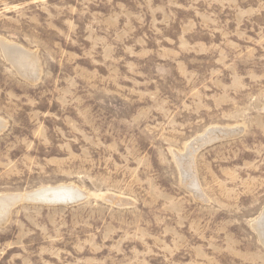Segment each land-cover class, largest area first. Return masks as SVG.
Listing matches in <instances>:
<instances>
[{"label":"rangeland","instance_id":"rangeland-1","mask_svg":"<svg viewBox=\"0 0 264 264\" xmlns=\"http://www.w3.org/2000/svg\"><path fill=\"white\" fill-rule=\"evenodd\" d=\"M0 39L40 71L0 44V264H264V0H0Z\"/></svg>","mask_w":264,"mask_h":264},{"label":"bare ground","instance_id":"bare-ground-1","mask_svg":"<svg viewBox=\"0 0 264 264\" xmlns=\"http://www.w3.org/2000/svg\"><path fill=\"white\" fill-rule=\"evenodd\" d=\"M0 44L2 45L6 58L12 63V65L19 71V73L23 77L31 81L38 80L40 76V71L37 65V61L35 60L36 56L34 57L33 55H31L32 53L30 54L26 52L24 49H22L21 47L14 45V44H10L6 40L0 39ZM4 128H5V123L0 119V130ZM188 170H189V167H188ZM59 189L60 188H57V189L47 188V189H43L38 192H35L31 194L30 196L42 199L46 202H57L59 200L61 201L69 200L71 202H76L77 200L82 198L81 196L82 194L73 188L60 189L62 191H60ZM48 196L53 197L54 199L47 200ZM13 197L14 196H10V195L0 196V223H3L7 220L6 216H7L8 210L11 207V203L14 201L13 199H15ZM18 198L20 197H16V199ZM254 227L261 239V242L264 244V214L254 224Z\"/></svg>","mask_w":264,"mask_h":264},{"label":"water","instance_id":"water-1","mask_svg":"<svg viewBox=\"0 0 264 264\" xmlns=\"http://www.w3.org/2000/svg\"><path fill=\"white\" fill-rule=\"evenodd\" d=\"M53 203V202H52Z\"/></svg>","mask_w":264,"mask_h":264}]
</instances>
